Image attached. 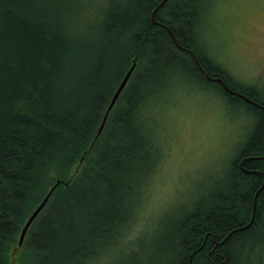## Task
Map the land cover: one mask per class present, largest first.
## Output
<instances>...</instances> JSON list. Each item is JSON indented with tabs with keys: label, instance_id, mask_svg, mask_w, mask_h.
Returning <instances> with one entry per match:
<instances>
[{
	"label": "trees",
	"instance_id": "obj_1",
	"mask_svg": "<svg viewBox=\"0 0 264 264\" xmlns=\"http://www.w3.org/2000/svg\"><path fill=\"white\" fill-rule=\"evenodd\" d=\"M160 1L105 0L84 10L80 0H0V264H107L122 235L131 236L134 197L153 170L157 108L189 82L214 84L254 123L225 193L179 216L163 258L149 262L240 264L255 253L248 240L264 234V97L198 47L200 0ZM187 50L244 97L206 78Z\"/></svg>",
	"mask_w": 264,
	"mask_h": 264
},
{
	"label": "rangeland",
	"instance_id": "obj_2",
	"mask_svg": "<svg viewBox=\"0 0 264 264\" xmlns=\"http://www.w3.org/2000/svg\"><path fill=\"white\" fill-rule=\"evenodd\" d=\"M84 10L105 0H80ZM196 28L198 47L239 85L264 97V88L252 84L259 70V28L250 16L233 8H218L213 0H200ZM245 104L220 94L214 84H182L157 108L159 139L153 170L144 181L129 231L108 253L107 264H151L163 258L175 220L200 202L225 193L228 171L247 140L254 118ZM259 236V235H258ZM248 240L255 253L240 264H264V234ZM260 238V239H258ZM262 239V240H261ZM134 251V259L129 253ZM260 257V258H259Z\"/></svg>",
	"mask_w": 264,
	"mask_h": 264
},
{
	"label": "snow or ice",
	"instance_id": "obj_3",
	"mask_svg": "<svg viewBox=\"0 0 264 264\" xmlns=\"http://www.w3.org/2000/svg\"><path fill=\"white\" fill-rule=\"evenodd\" d=\"M214 4L221 9L233 8L243 15L251 17L249 23L259 28V70L254 74L250 83H259L264 88V0H213Z\"/></svg>",
	"mask_w": 264,
	"mask_h": 264
},
{
	"label": "water",
	"instance_id": "obj_4",
	"mask_svg": "<svg viewBox=\"0 0 264 264\" xmlns=\"http://www.w3.org/2000/svg\"><path fill=\"white\" fill-rule=\"evenodd\" d=\"M164 1H165V0H161L159 4H162ZM159 4H158V5H159ZM158 5H157V6H158ZM151 18H152V20L155 22V20L153 19V12L151 13ZM155 23H156V22H155ZM165 28H166V27H165ZM166 29H167V28H166ZM167 30H168V29H167ZM168 31H169V30H168ZM169 32H170V31H169ZM170 33H171V32H170ZM171 35H172V34H171ZM172 38H173V40L175 41V38H174L173 35H172ZM178 46H179V45H178ZM190 53H191V55H192V57H193V59H194V62H195V64H196V66L200 69V71L204 74V76H205L206 78H208L209 80H215V81L217 80L218 82H220V83L224 86V88H225V90H226L227 92H230V93L235 94V95H241V96H243L242 94H240V93H238V92H236V91H234V90L229 89V88L223 83V81H222L221 79L210 77V76L208 75V73H207V72L201 67V65L199 64V62H198L197 59L195 58V55L193 54V52L190 51ZM134 66H135V61L133 60L132 63H131V65H130V67H129V69L126 71V73H125L124 76L122 77L121 81L119 82L117 88L115 89L114 93L112 94V96H111V98H110V101H109V103H108V105H107V107H106V110H105V112H104V115H103V117H102L101 123H100V125H99V127H98L97 135H98V134L100 133V131L102 130V127H103V125H104V122H105V119H106L107 113H108V111L111 109V107L113 106V104L115 103V101H116L118 95L120 94L121 90L123 89V87L125 86L126 82L128 81V79H129V77H130V74H131V72H132ZM243 97H244V96H243ZM56 184H58V181H57V182H56V183H55V184H54V185H53V186H52V187L46 192V194L44 195V197L41 199V201L37 204V206L33 209V211L30 213V215H29L28 218L26 219V221H25V223H24V225H23V227H22V229H21V231H20V234H19L18 245L21 244V242H22V240H23V238H24V234H25V232H26L28 226L30 225V223L32 222V220L36 217V215L40 212V210L43 208V206L45 205L46 201L48 200V198H49V196H50V194H51V192H52V190H53V188H54V186H55ZM253 204H254V199H253Z\"/></svg>",
	"mask_w": 264,
	"mask_h": 264
},
{
	"label": "bare ground",
	"instance_id": "obj_5",
	"mask_svg": "<svg viewBox=\"0 0 264 264\" xmlns=\"http://www.w3.org/2000/svg\"><path fill=\"white\" fill-rule=\"evenodd\" d=\"M169 30V29H168ZM170 31V30H169ZM171 32V31H170ZM169 32V33H170ZM170 34H172V33H170ZM173 35V34H172ZM172 35H171V37H172ZM173 39V38H172ZM174 41V40H173ZM175 42H176V40H175ZM177 44V43H176ZM179 47V46H178ZM189 53H190V51L191 50H187ZM193 52V51H192ZM193 54L195 55V53L193 52ZM190 55H191V53H190ZM192 56V55H191ZM195 58L197 59V57H196V55H195ZM192 59H193V57H192ZM135 61V60H134ZM193 61H194V59H193ZM197 61H198V59H197ZM199 62V61H198ZM132 63V62H131ZM131 63H130V65H131ZM194 64H195V62H194ZM200 64V63H199ZM130 65H129V67H130ZM135 65H136V61H135ZM196 65V64H195ZM129 67L127 68V70L129 69ZM135 67V66H134ZM202 67V66H201ZM203 68V67H202ZM126 70V71H127ZM133 70H134V68H133ZM133 70H132V72H133ZM200 70V69H199ZM132 72H131V74H132ZM126 73V72H125ZM202 73V72H201ZM130 74V75H131ZM124 76V75H123ZM130 78V77H129ZM129 80V79H128ZM121 81V80H120ZM127 83V82H126ZM119 84V83H118ZM118 86V85H117ZM117 88V87H116ZM124 88V87H123ZM115 91V90H114ZM122 91V90H121ZM97 131H98V129H97ZM97 131H96V134H97ZM101 132V131H100Z\"/></svg>",
	"mask_w": 264,
	"mask_h": 264
}]
</instances>
